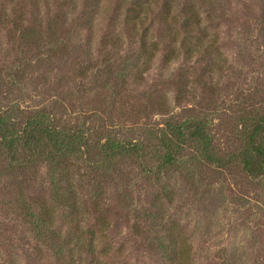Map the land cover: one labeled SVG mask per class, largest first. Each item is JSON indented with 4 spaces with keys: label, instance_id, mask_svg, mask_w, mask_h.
<instances>
[{
    "label": "rangeland",
    "instance_id": "rangeland-1",
    "mask_svg": "<svg viewBox=\"0 0 264 264\" xmlns=\"http://www.w3.org/2000/svg\"><path fill=\"white\" fill-rule=\"evenodd\" d=\"M4 113L16 131L43 113L87 148L58 165L2 149L0 264H264V181L194 146L189 172L151 174L160 138L191 119L206 120L219 154L245 149L246 121L264 117V0H0ZM106 141L145 158L107 164ZM65 189L75 214L54 206ZM27 209L93 237L94 257L59 261Z\"/></svg>",
    "mask_w": 264,
    "mask_h": 264
},
{
    "label": "trees",
    "instance_id": "trees-1",
    "mask_svg": "<svg viewBox=\"0 0 264 264\" xmlns=\"http://www.w3.org/2000/svg\"><path fill=\"white\" fill-rule=\"evenodd\" d=\"M189 28L191 29V27ZM189 31L192 32V30ZM197 48L194 50H197ZM47 117L43 113L34 115L25 123L22 131H16L13 128L14 126L9 123V118L6 117L5 113L1 115L0 152L6 148L9 152V161L17 162L18 158L16 156L19 151L25 150L27 156H29L28 160L46 159L52 164L58 165L59 161L67 156L69 148H78V153L83 152L84 148H87V139L82 131H69L50 123H45L47 122ZM246 123L249 130L246 134L245 149L232 155H222L215 150L206 120L191 119L184 124L169 127L170 137L160 138L163 155L160 156V163L155 170L151 171V174L166 168L178 167L182 171L189 172L187 166H190L191 160L183 152L186 147L194 146L197 147L201 158L206 163L219 169H225L226 166L237 161L241 164L246 176L256 183L263 182L264 117L259 120H249ZM100 151L103 154V161L107 164L128 152L132 153V151L138 159L143 160L145 158L142 149L138 146H124L122 143H116L115 141H106ZM69 194H72V191L71 193L69 191ZM67 196L69 195L66 189L63 192L58 190L54 206L71 210V213L75 214L74 210H72L75 208V204H71L72 202ZM52 210L46 211L43 209L38 214H35L27 209L26 222H29L35 233L37 232L40 241L53 245L56 249V256L61 262L67 253H70L71 256L73 252L86 257H94L95 241L93 237L87 239L83 234L79 233V230L62 234ZM44 231H49L50 234H46ZM177 249L178 247L174 245V250ZM68 254L66 255L67 257ZM70 260L74 259L70 258Z\"/></svg>",
    "mask_w": 264,
    "mask_h": 264
}]
</instances>
